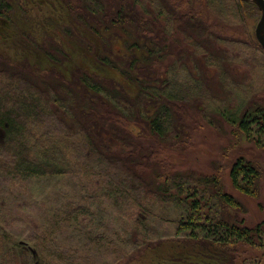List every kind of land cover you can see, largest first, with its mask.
I'll return each instance as SVG.
<instances>
[{"label":"rangeland","instance_id":"374dc122","mask_svg":"<svg viewBox=\"0 0 264 264\" xmlns=\"http://www.w3.org/2000/svg\"><path fill=\"white\" fill-rule=\"evenodd\" d=\"M105 1L108 6L114 2ZM126 1L148 23L157 19L155 29L163 39V51L148 67L154 82L164 87L172 84L174 91L169 92L184 93L187 100H176L182 119L173 111V120L180 127L175 125L165 140L128 111L121 120L111 122V132L99 139L113 154L118 147L131 152L135 162L147 164L145 177L156 187L176 176L218 178L224 191L246 209L245 214L238 211L236 215L246 226H257L264 221V134L257 132L256 125L249 134L239 124L248 111L264 109V50L256 38L260 10L249 0H137V6L135 0ZM29 2L21 5L22 14H15L12 25L0 20V67L10 69L6 70L10 74H25L36 81L40 77L43 83L51 84L58 75L57 62L71 67L82 57L90 63L97 56L95 46L84 47L78 41L74 50L79 57L63 58L59 48L65 37L73 36L66 33L72 20L58 25L69 20L61 0ZM43 27L47 32L41 36L46 38L37 42L31 33L38 35ZM155 36L147 34L148 39ZM33 50L37 57L31 56L29 63L24 53ZM117 128L121 130L118 138L114 135ZM122 137L125 141L119 140ZM239 158L250 161L262 173L257 197L232 184L231 170ZM86 188L81 178L60 176L36 179L24 190L0 177L5 226L21 240L41 238L48 227L44 204L49 209L61 207L57 226L63 227L57 238L69 251L64 256L74 258L76 264H162L160 251L166 248L165 243L184 238V234L177 236L184 208L153 197L140 208L129 203L94 205L88 201L93 190ZM65 210L72 211L71 219ZM13 235L10 238L14 241ZM237 252L235 264H264V248L240 243Z\"/></svg>","mask_w":264,"mask_h":264},{"label":"trees","instance_id":"16d2710c","mask_svg":"<svg viewBox=\"0 0 264 264\" xmlns=\"http://www.w3.org/2000/svg\"><path fill=\"white\" fill-rule=\"evenodd\" d=\"M24 3L30 2L0 0V20L11 24L15 14H22ZM60 3L69 20L63 19L58 25L72 20L66 33L73 36L65 37L59 48L61 56L76 57L78 41L84 47L95 46L97 56L90 63L89 58L82 57L79 64L72 63L71 67L57 62L54 67L58 75L51 84L43 83L40 77L36 81L25 74H10V69L0 67L4 77L0 79V177L24 190L36 179L81 178L93 190L88 201L94 205L129 203L140 208L153 197L184 208L177 232L184 238L165 243L166 248L160 251L162 264H235L238 244L264 248V221L255 227L246 226L245 220L236 215L238 211L246 213L244 205L224 191L218 178L176 176L156 187L145 177L147 164L135 162L131 152L118 147L113 154V149L99 139L111 132V122L126 111L141 118L151 133L162 140L177 127L173 111L182 119L176 100L186 101L187 95L181 96L176 90L172 95L168 89L174 91L173 85L156 84L148 71L151 60L159 58L163 51V39L155 29L157 19L148 23L126 0H114L110 6L105 0ZM134 3L138 4L137 0ZM8 29L10 33L11 28ZM46 32L43 27L38 35H31L40 42ZM147 34L157 36L148 39ZM35 53L26 52L24 57L32 63ZM2 70L9 71L6 74ZM253 125L264 134V109L248 111L239 124L249 134ZM115 130L118 138L121 130ZM230 178L235 189L258 196L262 173L250 161L239 158ZM44 209L48 227L41 238L21 240L18 233L5 226V206L0 204V263L76 264L74 258L64 256L69 251L59 245L57 238L63 227L57 226L62 208L49 209L44 204ZM71 212L65 214L69 219ZM11 234H16L14 241Z\"/></svg>","mask_w":264,"mask_h":264},{"label":"water","instance_id":"95a60500","mask_svg":"<svg viewBox=\"0 0 264 264\" xmlns=\"http://www.w3.org/2000/svg\"><path fill=\"white\" fill-rule=\"evenodd\" d=\"M260 10L262 17L256 28V38L260 46L264 49V0H250Z\"/></svg>","mask_w":264,"mask_h":264},{"label":"flooded vegetation","instance_id":"af4514ba","mask_svg":"<svg viewBox=\"0 0 264 264\" xmlns=\"http://www.w3.org/2000/svg\"><path fill=\"white\" fill-rule=\"evenodd\" d=\"M250 1V0H249ZM253 4V3H252ZM256 6V5H255ZM257 7V6H256ZM258 8V7H257Z\"/></svg>","mask_w":264,"mask_h":264}]
</instances>
